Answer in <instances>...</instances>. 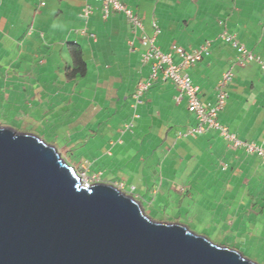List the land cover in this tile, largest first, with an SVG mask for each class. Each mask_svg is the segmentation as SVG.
<instances>
[{"label":"crops","instance_id":"0c3cea01","mask_svg":"<svg viewBox=\"0 0 264 264\" xmlns=\"http://www.w3.org/2000/svg\"><path fill=\"white\" fill-rule=\"evenodd\" d=\"M121 1L142 17L147 35L153 21L160 25L156 45L166 53L210 43V55L187 69L204 103L216 102L238 57L223 32L264 60V0ZM87 4L93 12L85 20ZM143 35L123 13L104 17L98 0H0V125L52 137L49 144L75 168L135 187L148 215L190 229L199 223L200 235L213 231L215 243L264 260L262 160L218 130L190 134L196 117L171 81L154 82L133 108L151 72ZM71 45L81 49L84 74L72 73ZM173 60L180 62L176 53ZM234 74L218 120L264 146V68L249 62Z\"/></svg>","mask_w":264,"mask_h":264},{"label":"water","instance_id":"95a60500","mask_svg":"<svg viewBox=\"0 0 264 264\" xmlns=\"http://www.w3.org/2000/svg\"><path fill=\"white\" fill-rule=\"evenodd\" d=\"M0 264H259L111 183L84 184L53 145L0 125Z\"/></svg>","mask_w":264,"mask_h":264},{"label":"built area","instance_id":"2783aa9c","mask_svg":"<svg viewBox=\"0 0 264 264\" xmlns=\"http://www.w3.org/2000/svg\"><path fill=\"white\" fill-rule=\"evenodd\" d=\"M102 4L103 15L108 17L111 13L120 12L126 15L133 27V33L138 36L143 35V41L148 45L147 51L142 56L144 63H149L151 66L150 76L147 81L140 82L137 92L135 93L133 108L136 109L139 104L143 103L141 96L149 90L154 82L158 80L171 81L177 88L179 95L177 101H181L184 97L188 100V109L196 117V126L190 128L188 132L193 135H199L208 130L215 129L229 140L235 147H245L248 153L256 154L264 164V146L258 145L255 142H246L241 140L237 135L229 130V128L218 120L219 113L225 108L227 104L228 92L227 87L234 79V66H245L248 62L256 61L264 67L263 60L253 51L249 50L242 44L235 35L229 34L227 31L223 32L220 37L225 42L232 44L238 51V57L235 63L226 72H224L222 79L217 86V95L215 103H204L198 96L199 87L193 84L191 75L187 69L195 65L204 57L210 55V43L207 42L196 51H186L183 47L173 45L172 52H164L156 45L157 36L161 32L160 25L153 21V34L147 35L142 17L133 11L128 5L121 0H98ZM45 2L41 6H45ZM92 7L86 5L82 10L81 17L88 20L92 15ZM173 53H176L180 62L175 63L173 60ZM138 117L137 115H135ZM131 127L129 125L127 128ZM84 184H93L99 182L95 176H90L86 171L82 173L76 169ZM89 175V176H88ZM123 192L134 195L135 187L127 191L123 182L113 184Z\"/></svg>","mask_w":264,"mask_h":264},{"label":"rangeland","instance_id":"374dc122","mask_svg":"<svg viewBox=\"0 0 264 264\" xmlns=\"http://www.w3.org/2000/svg\"><path fill=\"white\" fill-rule=\"evenodd\" d=\"M45 138V137H44ZM46 142H48V143H51V141H52V137H46L45 139H44ZM68 158V157H67ZM71 162H73L74 164H78L77 162L75 163V161L74 160H71ZM81 173L83 172V171H85V168H83V167H80V166H78V168H77ZM89 176V175H88ZM91 176V175H90ZM97 178V180L99 181V178L98 177H96ZM121 181H114V182H112L111 184H116V183H120ZM127 191H129V189H127ZM149 216L151 217V218H153V219H156L155 217L157 216V215H154V214H149ZM156 220H158V219H156ZM158 221H162V220H158ZM182 224V223H181ZM187 226V225H186ZM194 226L196 227V229H191L192 231H194V232H196V233H198V234H201V233H199V231H200V229H201V226L199 225V223H195L194 224ZM197 230H199V231H197ZM203 230V229H202ZM211 230H213V229H211ZM210 235H211V237H209L213 242H215V238H214V236H215V233L213 232V231H210ZM217 243V242H216ZM241 250V249H240ZM253 250V249H252ZM241 253L244 255V256H246L247 258H249V259H252V260H254V261H256V262H258L259 264H264V260H262V259H258V257H257V255H255L256 253L254 252V251H250V250H246V251H243V250H241Z\"/></svg>","mask_w":264,"mask_h":264},{"label":"trees","instance_id":"16d2710c","mask_svg":"<svg viewBox=\"0 0 264 264\" xmlns=\"http://www.w3.org/2000/svg\"><path fill=\"white\" fill-rule=\"evenodd\" d=\"M70 50L73 57V74H84L86 72V65L82 59V52L79 46L71 45ZM72 75V74H71Z\"/></svg>","mask_w":264,"mask_h":264},{"label":"clouds","instance_id":"9594fccd","mask_svg":"<svg viewBox=\"0 0 264 264\" xmlns=\"http://www.w3.org/2000/svg\"><path fill=\"white\" fill-rule=\"evenodd\" d=\"M238 39V38H237ZM230 44V43H229ZM232 45V44H231ZM233 46V45H232ZM234 47V46H233ZM235 48V47H234ZM250 50V49H249ZM252 51V50H251ZM254 52V51H253ZM255 53V52H254ZM256 54V53H255ZM257 55V54H256ZM259 56V55H258ZM261 59H262V57H261ZM263 60V59H262ZM252 62H256V61H252ZM249 63V62H248ZM258 63V62H257ZM263 63H264V60H263ZM262 68H264L260 63H258ZM234 67H236V66H234ZM238 67H243V66H238ZM234 70V69H233ZM235 75V74H234ZM62 155V154H61ZM75 169H77V168H75ZM99 182H101V181H99ZM134 196V195H133ZM135 197V196H134ZM136 198V197H135ZM137 199V198H136Z\"/></svg>","mask_w":264,"mask_h":264}]
</instances>
